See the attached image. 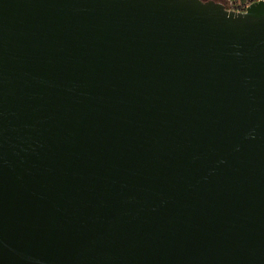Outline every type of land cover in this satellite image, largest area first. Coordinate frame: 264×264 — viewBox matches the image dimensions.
Masks as SVG:
<instances>
[{
  "label": "water",
  "instance_id": "water-1",
  "mask_svg": "<svg viewBox=\"0 0 264 264\" xmlns=\"http://www.w3.org/2000/svg\"><path fill=\"white\" fill-rule=\"evenodd\" d=\"M0 264H264V1L0 0Z\"/></svg>",
  "mask_w": 264,
  "mask_h": 264
},
{
  "label": "trees",
  "instance_id": "trees-1",
  "mask_svg": "<svg viewBox=\"0 0 264 264\" xmlns=\"http://www.w3.org/2000/svg\"><path fill=\"white\" fill-rule=\"evenodd\" d=\"M229 2L231 3H235V6L234 7H230L231 9L233 8H237V7H243L248 0H228Z\"/></svg>",
  "mask_w": 264,
  "mask_h": 264
},
{
  "label": "built area",
  "instance_id": "built-area-1",
  "mask_svg": "<svg viewBox=\"0 0 264 264\" xmlns=\"http://www.w3.org/2000/svg\"><path fill=\"white\" fill-rule=\"evenodd\" d=\"M259 1H264V0H248L247 3L243 6V7H237V8H233V9H236V10H246V8L251 5L252 3L254 2H259Z\"/></svg>",
  "mask_w": 264,
  "mask_h": 264
},
{
  "label": "rangeland",
  "instance_id": "rangeland-1",
  "mask_svg": "<svg viewBox=\"0 0 264 264\" xmlns=\"http://www.w3.org/2000/svg\"><path fill=\"white\" fill-rule=\"evenodd\" d=\"M218 1L223 2V3L227 6V8H229V9H231V8H230L231 6H232V7L235 6V3H231V2H229L228 0H218Z\"/></svg>",
  "mask_w": 264,
  "mask_h": 264
}]
</instances>
